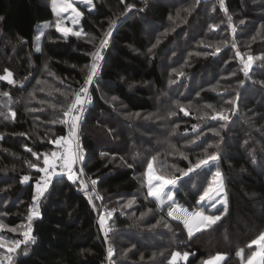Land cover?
I'll use <instances>...</instances> for the list:
<instances>
[{"label": "trees", "instance_id": "1", "mask_svg": "<svg viewBox=\"0 0 264 264\" xmlns=\"http://www.w3.org/2000/svg\"><path fill=\"white\" fill-rule=\"evenodd\" d=\"M93 2L79 4V35L50 24L36 51L40 22L55 16L51 0H0V76L7 70L14 81L0 80V238L20 241L11 253L0 247V264L7 256L10 264H170L176 252L188 253L176 264H205L218 253V264H245L255 250L249 242L264 232V0ZM98 50L83 166L100 177L102 201L115 210L104 216L106 237L100 201L81 176L56 175L32 209L44 158L70 132L63 112L86 86ZM154 157L156 173L177 180L164 204L144 182ZM201 160L210 165L186 175ZM216 169L226 211L200 200ZM174 202L221 217L189 238L168 215Z\"/></svg>", "mask_w": 264, "mask_h": 264}, {"label": "snow or ice", "instance_id": "2", "mask_svg": "<svg viewBox=\"0 0 264 264\" xmlns=\"http://www.w3.org/2000/svg\"><path fill=\"white\" fill-rule=\"evenodd\" d=\"M85 2L90 3L91 0H85ZM53 4V11L56 13V15L59 17L63 12L71 11V13L74 14L75 18H79L82 14L77 10L76 7L73 5V0H52ZM223 7V4H221ZM132 6L129 5V8ZM48 25H45L47 27ZM65 34L69 31V29L65 28L62 29ZM73 35H79V33H72ZM44 33L41 32L39 38L43 36ZM107 44V38L102 40L101 42V48L106 46ZM94 61H98L99 59H102L99 52L94 53ZM253 60V57L249 56L248 61L249 63ZM245 67L247 68L248 65L246 64ZM97 68V64L94 62L92 64L90 73L88 74L85 84H89L92 81L93 76L95 75ZM6 75L0 76V80H7L9 83H14L12 80V73L5 70ZM81 92L86 93L87 88H82ZM4 95H7L5 93ZM83 101L81 99V96L79 93L75 94V99L71 101V103L68 105L67 109L63 112V115L65 119L61 120V123L69 124L70 125V132L69 137H60L58 140L55 141V143L62 145L65 148V151L63 154H59L57 152L52 153V159L49 160L47 157L44 158V165L45 168L41 169L42 171L48 172V169H54L56 166V160L60 159L62 161V164L60 165L62 169H67L69 173L72 171L73 164L79 160L83 159V156L79 153V144H75V148H73L74 139L76 138V130L78 128L79 123V115L74 113H79L82 111L81 107H78L79 105H82ZM35 155V153H33ZM210 160L215 161L217 159L216 156L209 157ZM208 163V160H201L199 163L195 165L196 168H200L203 165H206ZM189 171H192V169H189ZM148 195L154 197L158 201H163V198L167 196V199L171 200L172 197L170 195H167L165 192V189L168 185L174 184L175 182L173 180L165 179L162 176H156L153 174V167L152 164L148 165ZM71 179V176L69 177ZM29 177L25 176L24 180H28ZM158 182V183H154ZM93 184H95V181H93ZM47 187V183H45L44 188ZM44 188H41L39 183L37 184V197L43 194ZM223 192V184L222 180L220 178V173H216L215 178V187L209 186V188L204 192V194L200 197L201 201H204L205 199H214L213 193ZM177 211H181L179 206H177ZM226 208V202H225V211ZM34 214L38 215V212L34 211ZM111 213H109V216ZM169 216H173V213L170 211L168 213ZM190 218L180 217V216H173V219H182L185 227L188 229L189 238L194 234L195 231H200L202 227H210L212 224L216 223L217 220L220 219L219 216H205L202 212H194L189 213ZM31 216H29V220H31ZM101 226H104L105 220L104 217L100 218ZM26 239L28 238V233H24ZM20 241H15L12 243L4 241L2 238H0V247H5L6 250L11 253L16 250V248L19 247ZM255 246L254 251L251 252V254L247 258V264H264V232L260 233L255 239L251 240L248 244V248H253ZM109 255H111V249L109 250ZM238 255H241L243 258V252L238 253ZM188 256V253H181L176 252L172 254V261L170 264H176L177 258L186 259ZM6 261L11 262V256L4 257ZM224 259V256L221 254H217L216 256L210 257L205 264H218L219 261H222Z\"/></svg>", "mask_w": 264, "mask_h": 264}, {"label": "built area", "instance_id": "3", "mask_svg": "<svg viewBox=\"0 0 264 264\" xmlns=\"http://www.w3.org/2000/svg\"><path fill=\"white\" fill-rule=\"evenodd\" d=\"M218 2L220 5L223 4V6H225L227 3V0H218ZM108 47H109V42H107V44H106V46H104V48H108ZM99 54L102 57V59L95 61V63L97 64L95 75L93 76L91 83L86 84V86L84 87V88H87V92L84 93V92H81V90L79 91V94L81 96L83 103H82V105H79L78 107H81L82 111L79 113H74V114H78L80 119H79V123H78V128L76 130V138L74 139L73 148H75V144L78 143L79 144V153L82 156H83L84 151H85V145H84L83 134H82L83 119L85 117L88 106L92 102L93 95L91 92V86L94 83L95 79L99 76L100 70H101V67L103 64V58H104L103 51H100ZM66 136H65V138H66ZM59 146H60V149L57 152L58 155L63 154L65 151V148L62 145L59 144ZM48 159L51 160L52 155L49 156ZM61 164H62V161L60 159H57L56 160V166L54 169H48L47 173L45 171L41 170V177H40L41 183L39 184L40 187L43 188L45 186V183L52 181L56 175L69 174V175H73L75 179L79 178L81 176L82 187L84 188L85 193L90 198L96 199V197H97V199H99V201H100V205H99L98 210H97V221L99 222V224L101 226L100 218L104 217V216L105 217H111L112 215H114L115 210L106 206L102 201V197L98 191V185H97V183L100 180V177L99 176L89 177L85 173V169L83 166V159H79L73 164L71 173H69V171L67 169H62L60 166ZM43 168H45V165L43 166ZM93 181H95V184H93ZM35 196H36V198H35L34 204L32 206V209L37 211L39 208L38 205H39V199L41 196L40 195L39 197H37V190L35 191ZM177 206H179L181 211L176 210ZM167 209H168V213L170 211L173 213V216H180V217H185V218H190L189 213H194V211H192L187 206L179 204V203H175V202L169 204ZM109 213H111L110 216H109ZM176 220L183 223L182 219H176ZM101 230H102V232H104V226L103 227L101 226Z\"/></svg>", "mask_w": 264, "mask_h": 264}, {"label": "rangeland", "instance_id": "4", "mask_svg": "<svg viewBox=\"0 0 264 264\" xmlns=\"http://www.w3.org/2000/svg\"><path fill=\"white\" fill-rule=\"evenodd\" d=\"M79 4H81V5H85V6H87L89 9H93V8H94V2H93V0H91L90 3L85 2V0H73V5H74V7H76L77 10H78L81 14H82V10H81ZM51 5H52V7H53L52 0H51ZM81 18H82V15H81L79 18H75L74 14L71 13V11H68V12H63V13L61 14V16H59V17H58V16L56 15V13H55L54 19H53V21H52L51 23H49V20L41 21L40 24H39V26H38V31H37V34H36L35 50H36V51H41V49H42V38H43V36H41V37L39 38V40L37 39V37L40 36V33H41V32L44 33L45 29H46L50 24H52V27L55 26L56 29H57L59 32L63 33V34H65V32H64L62 29H65V28L69 29V31L67 32V34H65V35H68V34L73 33V32L78 33V32L83 31L82 26H81ZM45 25H48V26L45 27ZM50 26H51V25H50ZM113 29H114V24H113V26L109 29V31H108L107 34H106L107 42L110 41V39H109V35H110L111 33H113ZM98 52L100 53L99 50H98ZM11 78H12V77H11ZM144 125H146V124H144ZM149 126H152V125H150V124L148 123V125H147L148 129H149ZM67 137H69V134H67L66 138H67ZM161 141H162V140H161ZM166 141H167V143H170V144H171V139L166 138ZM156 142L158 143V142H160V141H156ZM140 144H142V142H140ZM159 157H163V156H159ZM162 161H164V160H162V158L159 159V163H162ZM149 164H152V167H153V174H154V175H156V176H162L161 174L156 173V167H157V165H159V164H158L157 159H156L155 157L152 158V159L150 160ZM149 164H148V165H149ZM206 165L209 166L210 164L207 163ZM202 170H203V168H201V167H200V168H195V169L192 168V171H189V170H188V171L186 172V175L189 174V173H191V172H193V171H200V172H201ZM217 172L220 173V178H221V180H222V184H223V192L213 193V195H214V197H215L214 199H205V200L202 201V202H204L207 206H209L210 209H217V210H218V209H220V208H222V207L225 206V202H226V205L228 204L225 179H224V176H223V174H222V172H221L220 170L216 169V170H214V171H213V170L211 171V174H210V176H209V180H208V185L206 186L204 192L209 188V186L215 187V178H216V173H217ZM147 173H148V166H147L146 175H145V181H144L146 187H148V177H147ZM162 177H164L165 179H169V178H167V177H165V176H162ZM169 180H173L175 183H174V184H170V185H168L167 188L165 189V192L167 193V195H170V196L172 197L171 200H173V199H174V192H175V190H176V182H177V180H176V179H169ZM154 183H158V182H154ZM168 200H169V199H167V196H165V197L163 198V201H162V202L159 201V202H160V204H164V203H166ZM207 216H219V217H221V215H217V214H207ZM105 225H106V223H105ZM104 229H105V228H104ZM255 250H256V249H255ZM211 257H213V256H211ZM209 258H210V257H208V258L205 260V262H206ZM247 258H248V257H247ZM3 262L5 263V260H4ZM7 262H8V261H7ZM6 264H7V263H6ZM245 264H247V259H246V261H245Z\"/></svg>", "mask_w": 264, "mask_h": 264}, {"label": "crops", "instance_id": "5", "mask_svg": "<svg viewBox=\"0 0 264 264\" xmlns=\"http://www.w3.org/2000/svg\"><path fill=\"white\" fill-rule=\"evenodd\" d=\"M195 212H202L205 216H207L201 209H199V210H196ZM105 226V233H106V230H107V227H106V225H104ZM195 231V230H194Z\"/></svg>", "mask_w": 264, "mask_h": 264}, {"label": "clouds", "instance_id": "6", "mask_svg": "<svg viewBox=\"0 0 264 264\" xmlns=\"http://www.w3.org/2000/svg\"><path fill=\"white\" fill-rule=\"evenodd\" d=\"M103 233V235H105V237H106V234H105V229H104V232H102Z\"/></svg>", "mask_w": 264, "mask_h": 264}]
</instances>
